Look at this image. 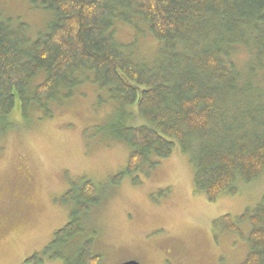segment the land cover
Listing matches in <instances>:
<instances>
[{
  "label": "trees",
  "instance_id": "16d2710c",
  "mask_svg": "<svg viewBox=\"0 0 264 264\" xmlns=\"http://www.w3.org/2000/svg\"><path fill=\"white\" fill-rule=\"evenodd\" d=\"M29 3L52 20L30 41L24 24L12 28L10 20L0 18L1 125L15 106L23 119L34 111L50 117V107L70 99L89 74L97 104L115 107L104 133L130 148L125 171L112 177L110 186L125 176L147 175L176 146L188 157L193 190L210 202L264 174V0ZM135 22L159 44L149 62L137 60L132 45L115 39L116 24ZM238 48L249 55L242 69L233 61ZM134 114L142 124L127 125ZM59 200L69 207L68 221L40 255L63 264H100L90 239L73 252L66 249L83 231L82 216L97 206V187L82 177ZM213 228L246 242L240 264H264V196L251 213L221 216ZM40 255L24 264H41Z\"/></svg>",
  "mask_w": 264,
  "mask_h": 264
},
{
  "label": "rangeland",
  "instance_id": "374dc122",
  "mask_svg": "<svg viewBox=\"0 0 264 264\" xmlns=\"http://www.w3.org/2000/svg\"><path fill=\"white\" fill-rule=\"evenodd\" d=\"M0 18L10 20L12 28L24 24L34 41L47 31L52 15L32 7L29 0H0ZM114 36L132 45L141 62L151 61L159 48L141 22L116 24ZM248 60L245 49L234 53L239 69ZM86 75L70 99L50 107V117L34 111L23 119L15 106L5 125L0 124V264H24L42 253L69 218V207L59 199L82 177L95 184L100 200L82 216L83 231L66 248L69 252L90 239L100 264L243 262L246 242L215 231L213 221L251 213L264 196V174L210 202L193 190L188 157L176 146L147 175L125 176L110 186L111 178L125 171L130 148L104 133L115 107L111 102L97 104L99 94L89 82L91 75ZM42 78L40 74L33 84ZM125 123L142 124L136 116ZM240 229L245 234L249 226ZM40 258L41 264H63L61 259Z\"/></svg>",
  "mask_w": 264,
  "mask_h": 264
},
{
  "label": "water",
  "instance_id": "95a60500",
  "mask_svg": "<svg viewBox=\"0 0 264 264\" xmlns=\"http://www.w3.org/2000/svg\"><path fill=\"white\" fill-rule=\"evenodd\" d=\"M122 264H138V263L135 262V261H127V262H124V263H122Z\"/></svg>",
  "mask_w": 264,
  "mask_h": 264
},
{
  "label": "bare ground",
  "instance_id": "6f19581e",
  "mask_svg": "<svg viewBox=\"0 0 264 264\" xmlns=\"http://www.w3.org/2000/svg\"><path fill=\"white\" fill-rule=\"evenodd\" d=\"M179 56V55H178ZM259 62V61H258ZM231 68V67H230ZM260 68V67H259ZM187 156V155H186ZM251 210V209H250ZM240 216V215H239ZM248 221H249V219H248ZM236 223V222H235ZM238 223V222H237ZM240 224H241V221H240Z\"/></svg>",
  "mask_w": 264,
  "mask_h": 264
}]
</instances>
